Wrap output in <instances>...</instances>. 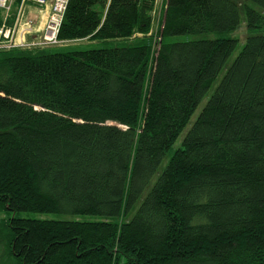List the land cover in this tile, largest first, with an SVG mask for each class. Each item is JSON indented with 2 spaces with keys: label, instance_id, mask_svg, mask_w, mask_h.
Listing matches in <instances>:
<instances>
[{
  "label": "trees",
  "instance_id": "1",
  "mask_svg": "<svg viewBox=\"0 0 264 264\" xmlns=\"http://www.w3.org/2000/svg\"><path fill=\"white\" fill-rule=\"evenodd\" d=\"M149 10L70 0L60 40L142 36L0 51V264H264V0H165L152 61Z\"/></svg>",
  "mask_w": 264,
  "mask_h": 264
},
{
  "label": "rangeland",
  "instance_id": "2",
  "mask_svg": "<svg viewBox=\"0 0 264 264\" xmlns=\"http://www.w3.org/2000/svg\"><path fill=\"white\" fill-rule=\"evenodd\" d=\"M21 4V0H16L13 4L12 10L10 11V14L5 15L4 13L2 14V22L0 25V28H2V24H5L6 28H12L15 24L16 21V16H17V11L20 7ZM164 4H165V0H148V5L150 7V27L149 30L146 34L147 37H149V45H150V60L152 61V59L154 58V56H156V49L158 46V43L161 40V34H160V29H161V21H162V16H163V11H164ZM46 7H44V9L48 11V4L45 5ZM43 7H38V5L36 4H23V8H25L24 10V16L22 17V20H26V19H33L36 23L38 22L37 26H40V22H44L46 19V13L44 14V16H40L39 20L42 21H38L37 16L39 15V13H33L32 10H36L38 11V8H43ZM31 10V11H30ZM12 15V21L11 23H7V19H9ZM15 27V26H14ZM17 28L14 33L16 34L15 37V41L18 42V40H20V38L23 39V41H27V42H31L33 40V38H31V32L28 31H22L19 29V27H15ZM247 34V30H246V26L244 21H241V24L239 26V28L232 32L229 33V36L232 37H236L239 41L237 48L235 49V51L233 52V54L231 55L229 61L236 55V53L238 52V50L241 48L242 44L244 43L245 40V36ZM22 36V37H19ZM142 34L139 32H135L133 33L128 39H115V40H96V39H91V38H81V39H75V40H69V41H63L60 44L57 45H53V46H27V47H14L8 50H3L0 49V51H9L12 49H20V50H27V51H36L42 48H51L50 50L52 51H65V50H72V49H88V48H99V47H108V46H115L118 45L120 43H124L127 41H132V39H134L135 37H141ZM19 37V38H18ZM221 76V75H220ZM214 88V85L211 87V89L209 90L208 94H206L203 99L200 101V103L198 104L197 108L195 109V111L193 112L187 126L185 127V129L182 131V133L180 134L178 140L176 141V143L174 144L173 148L178 147L179 142L181 137L183 136L184 132L186 131V129L190 126V124L194 121V119L196 118V116L198 115V113L200 112L202 106L204 105V103L206 102L210 92L212 91V89ZM172 148V149H173ZM17 216L20 217H27V218H47V219H63V220H99L102 217L101 216H97V215H89V214H85V215H73V214H59V213H38V212H30V211H22V212H17L16 213ZM9 215L6 214L5 211H2L0 209V229H2L4 222L8 219Z\"/></svg>",
  "mask_w": 264,
  "mask_h": 264
},
{
  "label": "built area",
  "instance_id": "3",
  "mask_svg": "<svg viewBox=\"0 0 264 264\" xmlns=\"http://www.w3.org/2000/svg\"><path fill=\"white\" fill-rule=\"evenodd\" d=\"M16 0H0V9L3 10L5 15L10 14L12 10L13 4ZM70 0H21L20 7L17 11L16 21L14 26L19 27L22 31H28L31 33L38 32L37 35L34 36L31 42L23 41L22 38L15 41L16 34L14 31L17 29L14 26L12 28H6L5 24H2V28H0V49L8 50L14 47H31V46H53L60 44L63 40H60L57 36L59 27L63 20L68 2ZM36 4L38 7H46L48 6V11H46V19L43 22L41 27H37V23L29 18L26 20H22L24 16L23 4ZM43 8H38L39 10H44ZM15 36V37H14ZM22 37V36H19ZM18 37V38H19Z\"/></svg>",
  "mask_w": 264,
  "mask_h": 264
},
{
  "label": "crops",
  "instance_id": "4",
  "mask_svg": "<svg viewBox=\"0 0 264 264\" xmlns=\"http://www.w3.org/2000/svg\"><path fill=\"white\" fill-rule=\"evenodd\" d=\"M46 11H47V9L46 10L45 9L44 10L43 9L42 10H39L38 9V11L32 10L33 13H36V12L39 13V15H36L39 22L42 21V20H39L40 19V16H44V14H45ZM37 25H38V22H37ZM42 25H43V22H40V26L39 27H41ZM37 34H38V32L32 33L31 34V38H34V36L37 35Z\"/></svg>",
  "mask_w": 264,
  "mask_h": 264
}]
</instances>
